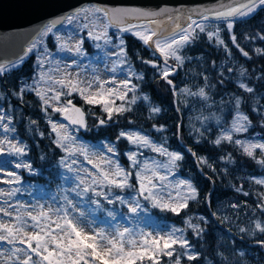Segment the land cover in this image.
<instances>
[{
  "label": "snow or ice",
  "instance_id": "snow-or-ice-1",
  "mask_svg": "<svg viewBox=\"0 0 264 264\" xmlns=\"http://www.w3.org/2000/svg\"><path fill=\"white\" fill-rule=\"evenodd\" d=\"M257 9H264V0H232L230 4H221L218 8L193 9L187 15L180 10H172L167 7L157 11H149L139 7H129L122 5H105L94 7H82L76 9L71 15L64 16L62 19H55L49 23L43 24L36 30V39H33L22 55H17L15 60H8L6 63L0 62V77L6 75L23 65L25 59L34 52L36 53V67L39 69L35 73V79L32 84L27 80L17 88L14 95L23 99L25 93L31 91L42 102V110L47 114L49 108L52 112L60 114L68 123L52 122L51 132L55 133L54 144L62 149L67 155L62 157L60 163L68 169L69 172H77V188L84 185L82 192L77 195L93 192L96 196H103L109 204L119 201L121 204L128 201L119 195L115 200L109 199L112 189L136 188L132 183L133 172L126 171L121 164L110 156L97 155L94 160L90 158L88 151L83 146L76 145V137L69 130V125H75L80 128H87V117L91 107H96L97 111L103 115H97V112H91L96 116L99 125H105L112 121L115 116H124L125 113L133 111L132 106L136 105L138 100L149 101L148 95H137L138 85L133 79L143 81L144 74L137 73L128 58V52L125 47V40L119 33H131L143 45L153 49V54L159 53L162 62L155 60H143L141 63L150 65L158 74V78L165 82L169 88L176 94H186L197 96L207 101L209 99L207 87H214L208 83V77L204 76L205 86L199 87L197 91L190 88L178 89L173 83V77L177 74V69L182 68L186 57L182 55V50L199 39L201 33L206 35L208 41L221 48L226 55L231 56L232 51L229 44L221 37V31L228 33L227 40L242 54L243 57L251 59L249 52L238 42L237 35L234 32L237 18H245L254 14ZM194 17H198L194 18ZM214 19L223 24L209 29L207 21ZM80 22V26L85 30L86 35L93 41L103 40L106 45H111L118 49L116 53L117 62L121 65H128V76L117 81L113 79H101L94 77L91 80H81L79 75L73 76L67 65L59 76L54 72H61L59 67L48 68L45 65L49 62L52 53L44 43V38L50 34L55 37V41L60 42V50L75 51L78 55H83L84 40H76L74 45L69 46L61 36L54 33L57 25H63L65 22L72 25L74 22ZM117 29V34L110 35L109 30ZM119 41L114 43L113 36ZM249 40L259 39L264 41V34H257L253 37H245ZM71 40V37H69ZM100 47L99 44L96 45ZM254 52L264 57V48L257 47ZM188 59H191L188 57ZM169 61H173L170 64ZM75 64V61L72 62ZM114 62L111 71H117ZM215 66V62H213ZM225 72L238 73L236 87L241 90L238 93H232L231 103L234 116L231 117L230 125L223 120L221 116H215V123L219 126L218 135L210 143L214 146H222L227 143L235 146L244 156L254 160L257 164L264 166V142L244 140L238 137V134L247 133L252 126V120L248 114L242 111V106L247 100L242 93L255 94L256 89L245 82L241 77H247L248 69L240 66L239 69L232 67L223 68L220 73L219 84H225ZM264 81V69L258 77ZM231 77H229V81ZM131 94V95H130ZM74 97H79L83 105L89 107L77 106ZM119 101L120 103H117ZM54 102V103H53ZM223 103V101H222ZM258 103V102H257ZM222 110V109H221ZM150 111L157 114L161 111L159 107L150 106ZM251 111L261 114V126L264 127V106L252 108ZM210 117H204L205 120ZM199 119V118H198ZM35 123V121H32ZM131 123V121H129ZM12 125V117L6 112L0 110V130L5 134L0 139V154L7 152L10 155L23 157L27 155L26 146L15 138H9L8 133L16 132ZM163 131V126L156 129ZM199 137H204L207 128L204 131L194 129ZM189 131V135H192ZM43 135V133H41ZM124 138L130 144L138 147L149 148L152 152L160 156L167 157L166 162L148 161L141 163L138 160L136 152H128L127 159L131 162L135 171V181L138 183V192L145 200L152 201L154 207L161 210L172 212L176 215L189 207V201L197 200L198 190L188 180H181L175 185L176 196L168 193V198L161 197L157 189V181L164 182L168 179L166 175L159 172L163 168L171 171L177 167V162L183 159V156L174 151H169L162 144H156L146 135L138 132L120 131L117 139ZM199 143L200 140L195 141ZM107 153L116 154L115 146L109 145ZM191 151V149H189ZM77 153L82 155L88 164L92 165L95 172L87 169L83 170L85 176H80V170H74L73 165L77 163L72 159ZM193 155H196L194 152ZM201 163L208 164L206 158L198 157ZM231 159V154H229ZM211 167V165H208ZM18 169H26L32 172V165L26 162H19L15 165ZM215 171V169H212ZM10 179L0 181L5 184H19L20 176L15 172H7ZM86 177H90V182ZM255 184L264 185V179H255ZM96 186V187H93ZM97 187L107 188L108 192L97 191ZM164 187H167L165 185ZM184 190V191H181ZM19 191L13 188L11 191L4 192L0 190V196L14 197ZM75 191V189H73ZM236 191H242L237 188ZM248 196V192H243ZM207 200V197H205ZM66 205L53 208L39 205L37 210L29 211L24 204H11L7 199L4 200L5 206H0V243L8 247L0 249V264H182L183 259L189 262H196L201 259V253L194 250V245L184 235L185 229L172 228L164 235L143 231L134 233L132 229L124 227L117 228L114 232H106L104 229H95L91 224H83L78 217H74L70 210L75 208L71 199L64 197ZM98 203V202H97ZM140 207L139 201L135 200L129 205V212L136 213ZM233 208L239 207L237 204ZM264 214V195L260 198V203L256 206ZM83 216V213L80 214ZM109 216L113 214L108 213ZM6 218V219H5ZM114 218V217H113ZM204 221V217L200 218ZM227 219V218H225ZM188 229H191L197 238H202L204 229L192 222L191 219L184 221ZM255 232L264 234V221L259 219L253 221ZM247 228H240V232H247ZM177 233H180L177 235ZM258 243L264 245V240ZM222 259H227L223 253H218ZM243 256V253L240 254ZM167 258V261L164 259ZM206 259V257H205ZM210 264V262H209Z\"/></svg>",
  "mask_w": 264,
  "mask_h": 264
},
{
  "label": "rangeland",
  "instance_id": "rangeland-1",
  "mask_svg": "<svg viewBox=\"0 0 264 264\" xmlns=\"http://www.w3.org/2000/svg\"><path fill=\"white\" fill-rule=\"evenodd\" d=\"M207 25L209 29L215 27V24ZM54 33L61 36L64 41H67L69 46L74 45L75 41L79 39H83L85 41V30L82 29L79 21L74 22L72 25L66 23L59 31L56 32L55 30ZM109 34H117V30L112 28L109 30ZM118 35L124 38L125 47L127 48L126 39L123 33H119ZM69 37H71V40H69ZM46 39L47 37L44 38V43L47 46ZM113 41L114 43L119 42L115 38V35L113 36ZM55 42L57 47L54 51L49 50L52 55L49 62L45 65V70H47L48 68L55 69L56 67H59L61 72L53 73L56 76H59L64 70H66L67 65H72L71 68H68L67 70L70 71L73 76H76L78 74L81 80H91L97 76L101 79L115 78L117 81L125 78H131L128 76V65H121L117 62V56L114 53H116L118 49L113 48L111 45H106L103 40L93 41L88 38V44L95 52L94 54L88 53L85 50L83 44V55H78L75 51L60 50V42ZM97 44H99L100 47H97ZM257 47L258 46H254V49ZM223 53L225 55L218 65L219 73L223 68L232 67L233 69H239L240 66H243L248 69V75L246 78L241 77L240 79H244L247 83H250L249 81L252 79H258V77L261 75V72L258 70L257 65L253 68H250L246 64L239 61L234 53H232L231 56L226 55L224 51ZM152 55L153 57H158L156 53L155 55L152 53ZM182 55L186 57L184 66L182 68H179L177 74L174 75L178 76V83L176 86L178 89L187 87L192 91H197L199 87L205 86L204 76L208 77V83H210L211 85H215L214 87L206 88V91L209 95V99L207 101L201 99L200 97L186 95L183 93H175V96L177 102L181 106L182 117L185 128L188 131V135L189 131L193 130L192 135H189V137L191 139L192 145L194 146V149L192 151L196 154L195 157L197 158V165L199 167V170L202 172L205 171L207 175L209 173L215 176L218 179L221 187L224 190L228 191V195L222 197L221 199H217L214 207L211 208L212 218L201 213L190 214L183 217L180 225L175 228L185 229L184 235L187 239H189V241L192 242V244L194 245V250L197 252H199V249H203L205 245H208L210 243L211 237L214 239V251L215 255H217L218 257V262H216V260H213L209 256H205V264H209V262L210 264H264V253L262 252V249L260 250L262 245L258 244L259 240H264V234L255 232L253 227V221L257 219L264 221V214H262L256 207L260 203L261 196L264 195V185H257L254 182L255 179H264V166H261L254 161V167H257L259 173L251 177L245 176V174H241V176H245L247 178L245 183L249 187L243 188L241 186H236L233 184L230 178V168L236 163L237 156L235 153L240 154L241 152L235 146L227 143L223 144L222 146H214L210 143L211 140L217 137L219 130V126L215 123V116L223 117V120L227 121V123L230 125L231 117H233L235 114L233 111L230 94L237 92L232 89H227L224 86L222 87V85L220 87L218 85V82H216V80L214 79L213 75L208 72L199 73L197 71H194V68H187L186 64L191 59H188V57L190 56L186 52L185 48L182 50ZM254 55L255 57L259 56L255 52ZM73 61H75V64H72ZM155 61L158 62L157 60ZM114 62H116L115 66L117 67V71L113 73L111 71V68L113 67ZM160 62H162L161 59ZM133 68L135 69L134 66ZM135 71L137 72L136 69ZM237 75L238 73L225 72L224 78L226 81H229V77H231L230 81L235 83L237 80ZM32 83L33 81L29 82V84ZM173 83L176 85L174 81ZM29 93H32L35 96L33 92L29 91ZM137 95L142 96L138 93V91ZM249 95L250 98L248 101L251 109L264 106V91H256L254 95ZM73 99L74 102H76L75 98ZM39 103L41 105V111L47 118V121L51 119L52 122L63 124L68 123L67 121H64L60 118V114L52 112L50 108L48 110V113L46 114L42 110V102L39 101ZM117 103L120 102L117 101ZM83 106L89 107L86 105ZM150 106L154 105H152L149 101L138 100L136 105L132 106L133 111L130 113H125V115H132L133 118L131 119L136 120H131L134 122L133 125L123 129V131H135L141 135H146L154 143L158 145L162 144L169 151L178 152L183 156V159L177 162V167L173 168L171 171L163 168L159 169V172L163 175H166L168 179L164 182L157 181V193L165 199L168 198V193L170 192L172 193V196L175 197L177 191L175 185H177L181 180L190 181L198 190L196 182L194 181L196 173L192 172L191 168H189L188 166H185V164L183 163L184 154L176 149L173 144L171 145V143L169 142L170 134L168 132V127L155 122V118H157L158 113L153 114L150 111ZM0 110L6 112L12 117L11 126H14L16 128V132L8 133L7 135L9 136V138L14 137V142L20 141L22 145H25L27 152V155L23 157L10 155L7 152L0 154V181L10 179V177L6 175L7 172L17 173L20 176L21 181L19 184L13 185L0 182V190H3L4 192L11 191L13 188L19 189L14 197L9 198L6 196H0V206H5L4 200L7 199L9 203L14 205H26L29 211L37 210L39 205H44L45 208H48L49 206L56 208L61 207L62 205H66L64 197L67 196L73 201L75 205V208L73 210H70L72 215L74 217H78L80 221L86 226L88 224H91V227L97 230L102 228L106 232H114L117 228L123 229L124 227H127L132 229L134 233L143 231L145 233L151 232L154 235H164L172 230V228L163 225L162 222L158 219L157 215L153 213L154 210L160 213H166L169 211L154 207L152 201L145 200L142 196L139 195V192L137 190L138 183L135 181L134 176L135 171H137L138 169H133L131 167V162L127 159V153L134 151L137 153L138 160L141 163H143L144 161H148L149 164H151L152 161L166 162L167 157L160 156L158 153L152 152L149 148L132 145L123 138L128 145V149L124 152V158L127 163L126 166L119 160L117 147L113 141L107 139L92 140L86 138L83 135V131L80 127L69 125V130L71 131L72 135L76 137V145L86 148L90 158L95 160L97 158V155L110 156L112 159L118 161L126 171L133 172L131 182L133 183L134 180V184H136L135 189H118L120 190V192H118L116 189L111 190L112 194L109 196V199L115 200V196L119 195L124 197L128 201V203L124 204H121L119 201L109 204L103 196H96L91 191L82 193L81 195H77V192H82V188L84 187V185H81L79 188H77V184L79 183V181L77 180V172H69L68 169L60 163L61 158L65 157L67 154L62 149L57 148L54 144L53 141L55 138V133H53L52 137H50V135L40 134V140H37L34 136L35 131L32 134L33 128L27 125L26 128L28 133H30L33 137V140H35L34 152H32L31 143L21 135L18 128L20 119H22L21 110H17L16 108H14V106L11 105L7 100H5V98L0 99ZM242 111H244L243 106ZM91 112L99 111H97L96 107H91L89 114H91ZM253 113L256 117V121H261V114L259 112ZM245 114L248 113L245 112ZM141 116H145V118L147 119H152L153 125L150 127L144 126L139 122V118H141ZM204 117L210 118L205 120ZM250 119L252 120V126L249 128V131L247 133L238 134V137L246 141L251 140L254 142H264V131L258 130V126L262 127L261 122H259L258 124L255 122V120H253L252 117H250ZM160 126H163V131L156 130ZM94 127L95 131L97 132L99 128L98 124ZM205 128H207L208 131L205 132L204 137H199L194 130L200 129L201 131H204ZM88 129L90 128L87 127L85 131H87ZM4 135L5 134L2 132V130H0V139H3ZM197 139L200 140L199 143L195 142ZM52 144H54V147L56 148H53ZM109 145L115 146V155L107 153L106 149ZM201 145H203L204 147L208 146V148H212L213 151L201 153L199 150V147H201ZM47 148L50 149L52 155L53 153H56V156L59 159V173H57V175L61 178V182L58 184H52L49 182L47 183V181H40L39 179L40 177L46 179L50 178V172L54 170L51 169L50 166H47L45 173L41 166H39L36 162L37 155L41 161H46L48 156ZM229 154H231V159H229ZM198 157L206 158L208 164L206 165L201 163ZM72 159H75L77 161V163L73 165V169L80 170L78 173L80 176H85V172L83 171L85 169L95 172V169L92 168V165L88 164L87 160H85L84 157L79 153L73 156ZM19 162L30 163L33 169L32 172H29L26 169L16 168L15 165ZM208 165H211V167H209ZM213 168L215 169V171L212 170ZM24 172L27 173L28 177H25V175L23 174ZM86 179H88L90 182V177H86ZM250 181H252L253 183ZM165 185H167V187H164ZM237 188H241L242 191H236ZM73 189H75V191H73ZM96 190L103 192L109 191L104 187H97ZM243 192H248L249 195L244 196ZM247 198H249V200H246ZM135 200L139 201L140 207L138 208L136 213H131L128 210L129 205ZM233 204H237L239 205V207L233 208ZM109 212H111L113 215L109 216ZM81 213H83V216L80 215ZM201 217H204V221H201ZM187 219H191L193 223L199 224L205 230L202 238H197L193 234L192 230L187 228V225L184 223V221ZM240 228H247L248 231L242 233L240 232ZM188 230L189 234H187ZM179 234L180 233H177V235ZM197 243H199V247ZM5 247L8 246L0 243V249ZM218 253H223V256L227 259H222L221 256L218 255ZM241 253H243V256L240 255ZM182 264L185 263L182 262Z\"/></svg>",
  "mask_w": 264,
  "mask_h": 264
},
{
  "label": "trees",
  "instance_id": "trees-1",
  "mask_svg": "<svg viewBox=\"0 0 264 264\" xmlns=\"http://www.w3.org/2000/svg\"><path fill=\"white\" fill-rule=\"evenodd\" d=\"M206 23L215 24V26L219 24L222 29L224 27L223 24H221V22L219 21H207ZM234 32L237 35L238 42L242 47H244L246 51L249 52L251 59L243 57L242 54H240L239 51L231 44V42L227 40L228 33L226 31H221V37L226 40V42L229 44V48H231L232 53L236 55V58L239 61L246 64L250 68H253L257 65L258 70L261 72V70L264 69V57H255L254 46L264 48V41H260L259 39L249 40L245 37H253L258 33L264 34V9H258L249 17L238 18L236 21ZM123 35L126 39V50L128 52L129 61L135 67L137 72H142L144 74L143 81L133 79L134 83L138 85V93L142 96L145 94L148 95L150 97L149 102L154 106L160 107L161 111L158 113L157 118H155V122L168 127V132L170 134L169 142L184 154L183 163L185 164V166H188L189 168H191L192 172L196 173L194 181L196 182L199 193L197 200L189 201V207L183 210L180 215H176L172 212L160 213L156 210H154L153 213L157 215L158 219L162 222L163 225L170 228L179 226L182 222L183 217L190 214L201 213L212 218L211 208L214 207L217 199H221L222 197L228 195V191L224 190L221 187L218 179L215 176L209 173L207 175L205 171L202 172L199 170V167L197 165V158L192 154L194 146L192 145L191 139L188 135V131L185 128L181 106L176 100L175 93L165 82L161 81L158 78V74L155 73L150 65L141 63V59H154L160 63V58L153 57V51L148 46L143 45V43L136 37L132 36L131 33H123ZM84 39L85 50L90 54H94L95 51L88 44V37L86 35V32L84 33ZM46 43L50 51H54L57 47L55 39L51 34L49 37H47ZM185 50L191 58V60L186 64L187 68H194V71H197L199 73L208 72L213 75L216 82L219 81L220 76L218 65L225 55L221 48H217L213 42L207 40L205 34L201 33L199 35V39L186 46ZM213 62H215V66L213 65ZM38 71L39 69H37L36 67V53L34 52L25 59V62L22 66L0 77V99L5 98V100H7L11 105L14 106V108H16L17 110H21L22 119H20L18 128L21 135L31 143L32 152H34L35 140H33L32 135L28 133L26 126H31L33 128L32 134L35 131V138L37 140H40L39 135L41 133L50 135V137L53 136L50 128L51 125L47 121L45 115H43L41 111V105L36 96H34L32 93L27 92L23 96V99H19L16 95H14V93L16 92L20 84L23 83V80H27L28 83L30 81H33L35 79V73H37ZM172 79L177 86L178 76H173ZM249 82L256 89V91H264V81H261L260 79H252ZM218 85L221 87V84L218 83ZM223 86L227 89H232L237 93L241 92V90L236 87V83L232 81H226L225 84L222 85V87ZM242 95L247 100V103L243 105V110L248 113L256 123L259 124V122L261 121H256V117L251 111L249 105L248 100L250 98V95L247 93H242ZM74 98L76 102L83 105L79 98ZM97 115L103 114L102 112H97ZM131 118H133V116L130 114L119 117L115 116L113 120L109 121L107 124L99 125L96 116L89 114L88 128L90 129L83 132V135L86 138L92 140L107 139L113 141L117 147L119 160L121 161V163L127 166L124 158V152L128 149V145L123 138L117 139V136L121 130L133 125L134 122L131 120L136 119ZM139 119V122L146 127H150L153 125L152 119H147L145 118V116H141V118ZM32 121H35V123H32ZM129 121H131V123H129ZM97 124L99 128L96 132L94 126ZM258 130L264 131V127L258 126ZM52 147L56 148L54 147V144H52ZM47 149L48 156L46 161H41L37 155L36 162L39 166H41L45 173L47 166H50L51 169L54 170L50 172V178L46 179L40 177L39 179L40 181H47V183L49 182L52 184H58L61 182V178L57 175V173H59V159L56 156V153H53L52 155L50 149ZM189 149H191V151H189ZM199 150L201 153L213 151L212 148H208V146L204 147L203 145L199 147ZM235 154L237 156V160L236 163L230 168V178L234 185L248 188L249 186L245 183L247 180L245 176L251 177L257 175L259 171L257 167H254V160L244 156L242 153ZM23 174L25 175V177H28L26 172H24ZM241 174H245V176H241ZM133 183H135L134 180ZM116 190L120 192V190ZM205 197H207V200L205 199ZM246 200H249V198H247ZM187 234H189V230L187 231ZM214 244V239L211 237L210 243L208 245H205L203 249H199V253H201V259L199 261L189 262L184 258L182 262L185 264H205V256H209L213 260H216V262H218V257L217 255H215L214 251ZM197 245L199 247V243H197ZM261 249L264 253V245L261 246L260 250ZM164 259L167 261V258Z\"/></svg>",
  "mask_w": 264,
  "mask_h": 264
},
{
  "label": "water",
  "instance_id": "water-1",
  "mask_svg": "<svg viewBox=\"0 0 264 264\" xmlns=\"http://www.w3.org/2000/svg\"><path fill=\"white\" fill-rule=\"evenodd\" d=\"M89 2L99 6L139 7L149 11L167 7L187 15L193 9L218 8L221 4L232 3V0H0V62L6 63L22 55L29 43L36 39V30L43 24L71 15ZM156 54L162 61L159 53ZM60 118L64 120L61 115ZM85 129L81 128L82 131Z\"/></svg>",
  "mask_w": 264,
  "mask_h": 264
},
{
  "label": "bare ground",
  "instance_id": "bare-ground-1",
  "mask_svg": "<svg viewBox=\"0 0 264 264\" xmlns=\"http://www.w3.org/2000/svg\"><path fill=\"white\" fill-rule=\"evenodd\" d=\"M94 6H99V5L89 2L84 7L86 8V7H94ZM65 24H66V22L63 25H61L60 27H57L56 29H54V31L55 30H56V32L59 31ZM114 29L117 30L116 28H114Z\"/></svg>",
  "mask_w": 264,
  "mask_h": 264
}]
</instances>
